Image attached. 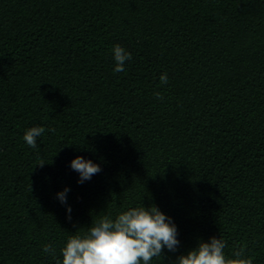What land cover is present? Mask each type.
I'll return each mask as SVG.
<instances>
[{"label": "trees", "instance_id": "1", "mask_svg": "<svg viewBox=\"0 0 264 264\" xmlns=\"http://www.w3.org/2000/svg\"><path fill=\"white\" fill-rule=\"evenodd\" d=\"M140 206L178 231L151 264L213 237L264 264V0H0V264Z\"/></svg>", "mask_w": 264, "mask_h": 264}, {"label": "clouds", "instance_id": "2", "mask_svg": "<svg viewBox=\"0 0 264 264\" xmlns=\"http://www.w3.org/2000/svg\"><path fill=\"white\" fill-rule=\"evenodd\" d=\"M115 72H123L126 61L132 59L120 45L112 48ZM160 84H168L166 73L161 74ZM157 99H163L159 92ZM44 127L28 129L23 140L27 146L36 149L37 139L45 133ZM48 131L55 132V129ZM41 162L37 166L43 167ZM71 170L78 173V184L90 181L92 176L101 172L98 164L77 156L70 162ZM67 187L57 193L61 204H66ZM66 211L71 213V207ZM71 219V216H67ZM76 233V232H75ZM177 227L172 219L157 207H133L118 214L114 219L103 216L95 224H90L84 235L73 234L60 249L61 259L56 264H151L154 258H162L164 251L176 252L179 246ZM227 243L222 238H210L209 242L198 241L196 247L177 257L174 264H253V257L246 256V245L234 248L231 257L226 255ZM42 251L54 259L56 249L47 244Z\"/></svg>", "mask_w": 264, "mask_h": 264}]
</instances>
